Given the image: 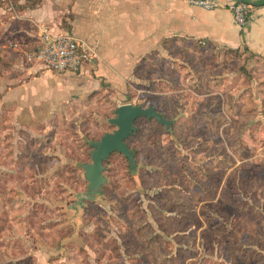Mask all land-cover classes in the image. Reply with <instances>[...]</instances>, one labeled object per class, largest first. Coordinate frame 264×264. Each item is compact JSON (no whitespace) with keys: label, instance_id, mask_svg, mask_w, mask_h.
Returning a JSON list of instances; mask_svg holds the SVG:
<instances>
[{"label":"rangeland","instance_id":"1","mask_svg":"<svg viewBox=\"0 0 264 264\" xmlns=\"http://www.w3.org/2000/svg\"><path fill=\"white\" fill-rule=\"evenodd\" d=\"M165 49L166 61L157 63L163 80L136 85L139 90H130L126 101L152 106L180 123L166 129L158 121L139 120L144 137L137 143L143 148L138 162L128 172L124 157L114 155L103 172V190L93 196L85 164L62 170L60 184L46 189L57 203L43 208L30 203V211L16 197L14 183L24 179L19 191L39 194L43 189L29 184L37 180L34 173L0 178L5 200L0 203V264H152L148 259L163 246L160 238L168 250L180 229L192 231L181 241L188 251L177 252L173 245L177 258L166 264H264V58L240 49L195 51L185 42H169ZM147 66L137 74L144 82ZM145 87L149 92L142 91ZM101 96L94 107L78 109L76 119L54 120L51 126L57 141L65 140L73 156L83 154L88 161L91 144L117 129L109 121L118 106ZM1 132L3 145L16 150L20 135L15 133L14 141V132ZM148 139L154 143L147 144ZM174 187L181 191L182 220L170 193ZM157 207L174 220L154 217ZM67 208L71 215L66 217ZM24 211L27 217L18 227ZM41 215L50 218L47 225L39 223Z\"/></svg>","mask_w":264,"mask_h":264},{"label":"crops","instance_id":"2","mask_svg":"<svg viewBox=\"0 0 264 264\" xmlns=\"http://www.w3.org/2000/svg\"><path fill=\"white\" fill-rule=\"evenodd\" d=\"M218 1L224 6L208 11L189 0H0V178L32 169L38 172L36 179L45 183L64 166H76L54 138L52 122L76 119L78 109L94 107L95 93L108 95L117 106L133 104L126 100L130 90H139L136 85L163 80L157 63L166 61L165 42L240 49L264 58V0ZM231 1L250 6L243 27L227 7ZM44 25L70 32L94 50L96 58L78 72L64 73L27 62L24 53L39 46ZM144 65H148L146 82L137 75ZM42 125L49 130L42 132ZM7 128L14 132V141L15 133L20 135L16 150L2 143L1 130ZM40 149L50 161L43 167L26 163L24 169L25 159L34 154L30 151ZM5 155L12 157L11 164ZM22 183H14L16 197L24 199L21 203H27L29 211L35 203L51 207L57 203L55 198L21 193ZM26 214L15 225L21 227ZM67 214L71 215L68 208Z\"/></svg>","mask_w":264,"mask_h":264},{"label":"trees","instance_id":"3","mask_svg":"<svg viewBox=\"0 0 264 264\" xmlns=\"http://www.w3.org/2000/svg\"><path fill=\"white\" fill-rule=\"evenodd\" d=\"M248 17H249V14H248ZM248 17H247V20H248ZM165 44V46H166V44H167V42H165L164 43ZM197 47H199V48H203V47H206V48H211V47H213L212 45H202V44H199V43H197V44H195V51L197 50ZM168 83H166L165 82V84H164V86L165 85H167ZM159 87V86H158ZM160 89V88H159ZM159 89H155L153 92L154 93H162L163 92V90H159ZM160 95V94H159ZM101 95H96V93L95 94H93V96H92V98L94 99V103H95V105H96V103L98 102L97 101V99L100 97ZM102 98H104L105 96H101ZM157 97V96H156ZM155 97V98H156ZM91 98V99H92ZM115 113V112H114ZM163 116H164V118H166V119H168L167 117H165V115H164V113H161ZM139 120H146V121H148V122H153V121H157L156 119H154V118H149V117H140V118H138L136 121H135V127H136V129H135V131L130 135V136H128L126 139H125V144L128 146V148L130 149V150H132L133 152H134V154H135V161L136 162H138V158H139V156H140V154H141V152H142V146L140 145V148H138V146H137V143H138V140L139 139H141V138H143L144 137V133H143V131L137 126V122L139 121ZM169 120V119H168ZM170 121H172V125H173V123H175V124H179L180 123V120H178V119H176V117H174V118H172V119H170ZM159 124V123H158ZM161 125V124H160ZM171 125V126H172ZM45 125H42V127H44ZM46 127V126H45ZM166 128V127H165ZM167 129V128H166ZM105 134V133H104ZM104 134H103V136H104ZM140 135H141V137H140ZM102 136V137H103ZM101 137V138H102ZM101 138L100 139H97V140H95V142L96 141H99V140H101ZM151 143H154V142H151V140L150 139H148V143L147 144H151ZM61 144L63 145V146H65V149H66V156H68L69 158H74V159H76V162H77V165L76 166H70V165H67V166H64L62 169H60L59 171H57V172H55V174H54V176L49 180V181H46L45 183H43V182H41L40 180H33L32 182H29V184L31 183V185L30 186H32V187H37L38 185L43 189V191L41 192V193H39V194H36V195H34L33 197H36L37 195L39 196V197H41L42 199H46V200H49L50 198H54L53 196H50L49 195V193L47 192L46 193V189L47 188H50L51 186H53V184H54V182L55 183H59L60 184V182L59 181H62V177H61V172H62V170H67V172H68V170L70 169V170H72V171H74V170H76L77 169V167H78V165H80V164H89V163H91L92 162V157H91V159H89V161L88 160H84L81 156L83 155H77L76 154V156H73V152H72V150L71 149H69L68 147H67V145H65V140L63 141V142H61ZM135 144H136V146H135ZM156 144H154V146H155ZM157 146H159V144H157L156 145V147ZM92 148V147H91ZM42 150L40 149V150H38V152H36L35 153V151L34 152H32V153H34V154H32L31 156H29L28 158H26L25 159V163H24V165H22V167L25 169V168H27V164L26 163H28V164H30V165H39V167L41 166V167H43L44 166V163L47 161L46 159L47 158H45L44 156H42ZM114 155H120L121 157H124V159H125V161H126V164H127V170H128V172H131V165H130V162H129V159L123 154V153H120V152H118V151H114V152H112L105 160H104V162H103V165H104V168L105 167H107L108 166V164L110 163V159L114 156ZM7 155H5V161L6 162H9V161H7V157H6ZM10 159H11V156L9 157ZM41 158H44V161H42V159ZM37 159V160H36ZM40 159V160H39ZM91 160V161H90ZM36 161H38V162H36ZM12 162H9V164H11ZM79 168H80V166H79ZM106 169V168H105ZM22 171L23 170H21L20 171V175H22ZM29 171H32L33 173H34V175H36V173H38L37 171H33L32 169L31 170H27V171H25V174H26V172H29ZM105 171V170H104ZM140 171V170H139ZM44 172V170L42 171V172H39V173H43ZM131 174V173H130ZM11 176H13L12 174H5V177H11ZM15 177V176H14ZM13 177V178H14ZM21 177V176H20ZM19 176H17V178H20ZM23 181H24V179H23ZM41 184H42V186H41ZM104 185L105 184H103L102 186H101V189H100V191H102L103 190V188H104ZM166 190H169V189H166ZM170 193L173 195V196H175V199H173V205L175 206V212H176V214H177V217H178V219L179 220H182L183 218H184V213L185 212H183V211H181L180 210V206H182V204H180L179 202L181 201V191H179L178 190V188H171V190H170ZM37 198V197H36ZM37 205H40L41 207L42 206H45V207H47L46 206V204H44V203H36ZM44 207V210L45 211H47V213L46 214H50L49 212H51L50 211V207H48V209H46ZM153 207V206H152ZM43 208V207H42ZM158 209V207L157 208H152V210H153V212H155L154 213V217H157V215H162V218L164 219V221L165 222H167V221H170V220H174V216H172V215H166L165 213H163V212H161L159 209ZM190 209V208H189ZM44 211V212H45ZM190 211V210H189ZM188 210H187V212H189ZM51 216H52V214H50ZM45 215H41L40 217L39 216H37V219H39L40 221H39V223H41V225L43 226V225H47L46 224V222L47 221H50L49 219L50 218H48L47 220H44V219H46L45 217H44ZM161 217V216H160ZM37 221V220H36ZM189 234H190V232H189ZM189 234H187V232H185V231H182L181 229L180 230H178V231H176V233H175V235H174V237H173V244L171 243L170 245V247L168 248V250H165V245L167 244L166 242H164L161 238H160V240H161V243H162V245L163 246H159V248L157 247V248H155L156 249V253H155V258H153V256L152 255H150V256H152L150 259H148L152 264H166L167 262H174L175 261V258H177L176 257V255H177V252H179V251H188V250H186V249H184V248H182V246L181 245H183L182 244V240H183V238L185 237V236H190ZM173 245H177L178 246V249H177V252H176V254H174V255H172V253H173ZM142 254H143V252H142ZM153 254V253H152ZM163 254V255H162ZM171 257H170V256ZM145 258H147V255H146V257Z\"/></svg>","mask_w":264,"mask_h":264},{"label":"built area","instance_id":"4","mask_svg":"<svg viewBox=\"0 0 264 264\" xmlns=\"http://www.w3.org/2000/svg\"><path fill=\"white\" fill-rule=\"evenodd\" d=\"M189 2L208 11L224 6L218 0H189ZM227 7L233 12L236 23L243 27L247 21L250 6L243 2L231 1ZM39 37V46L25 51V60L29 63L40 64L52 72H78L96 58L94 50L87 48L68 31L54 30L44 25L40 28Z\"/></svg>","mask_w":264,"mask_h":264},{"label":"water","instance_id":"5","mask_svg":"<svg viewBox=\"0 0 264 264\" xmlns=\"http://www.w3.org/2000/svg\"><path fill=\"white\" fill-rule=\"evenodd\" d=\"M115 114L116 117L109 122L117 126V129L112 133H105L100 141L91 144L93 148L91 152L92 163L82 166L87 171L86 180L89 182L88 188L92 196L96 191H100L101 186L105 184L103 162L112 152L123 153L129 159L130 165L136 162L134 153L125 144V139L135 131V121L138 118H154L165 125L167 129L172 124V121L164 118L152 106L144 108L133 104H124L117 107Z\"/></svg>","mask_w":264,"mask_h":264}]
</instances>
